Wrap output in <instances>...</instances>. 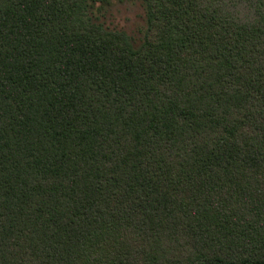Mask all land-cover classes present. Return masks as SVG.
<instances>
[{
    "label": "trees",
    "instance_id": "1",
    "mask_svg": "<svg viewBox=\"0 0 264 264\" xmlns=\"http://www.w3.org/2000/svg\"><path fill=\"white\" fill-rule=\"evenodd\" d=\"M0 0V264H264V0Z\"/></svg>",
    "mask_w": 264,
    "mask_h": 264
},
{
    "label": "rangeland",
    "instance_id": "2",
    "mask_svg": "<svg viewBox=\"0 0 264 264\" xmlns=\"http://www.w3.org/2000/svg\"><path fill=\"white\" fill-rule=\"evenodd\" d=\"M93 19L110 30L124 32L134 46L140 44L145 29V16L140 0H99Z\"/></svg>",
    "mask_w": 264,
    "mask_h": 264
}]
</instances>
